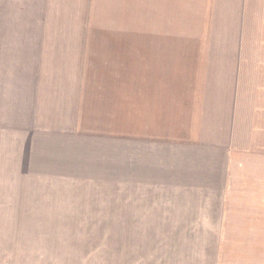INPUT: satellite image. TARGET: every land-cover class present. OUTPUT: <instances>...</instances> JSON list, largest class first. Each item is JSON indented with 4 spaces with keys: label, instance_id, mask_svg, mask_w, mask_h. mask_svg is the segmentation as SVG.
Returning a JSON list of instances; mask_svg holds the SVG:
<instances>
[{
    "label": "rangeland",
    "instance_id": "374dc122",
    "mask_svg": "<svg viewBox=\"0 0 264 264\" xmlns=\"http://www.w3.org/2000/svg\"><path fill=\"white\" fill-rule=\"evenodd\" d=\"M260 1L263 7L264 0L256 4ZM172 2L132 0L127 23L112 22L120 19L102 7V22L94 24H0V35H6L0 40V64L6 65L3 61L7 60L10 65L2 66L7 68L0 71L2 79L10 78L12 62L29 64L33 58L31 50L24 52L21 45L4 47L2 40L47 35L42 49L46 65L82 62L86 79L110 78L133 85L129 121L126 123L123 112L124 98L116 99V113L112 114L110 130L115 134L110 138H116L112 142L118 167L98 183H88V178L84 183H45L50 179L42 178L43 172L21 176L22 167L9 159L14 152L4 150L8 145L0 142V264H189L185 262L188 258H197L196 264H264V242L258 240V233H246L245 238L244 232H228L237 226L230 224L236 217L225 216L226 232L220 233L223 239H217L218 231L204 228L203 213L220 201L214 200L212 206L203 192L194 186L180 188L171 177L219 175V166L228 155L232 162L227 174L236 181L239 193L238 199H225L224 206L264 207L259 199L264 196V150L242 152L216 144L222 136L220 110L224 108L216 96L227 89L225 86L240 81L246 97L251 98L253 85L261 81L264 94V23L262 29L255 28L256 20L263 21L264 16L254 17L253 0H217L216 9H210L209 14L196 0H178L175 7ZM9 48L15 49L7 51ZM158 83L163 99L155 105L160 107L157 116L151 99L137 94L146 90L150 94L151 87L141 86ZM205 86L214 96L205 99L202 114L196 110L201 105L193 99ZM183 91L194 95L191 102L195 103L183 100ZM249 107L246 104V109ZM4 118L0 113V127L11 121ZM104 123L102 119V127ZM244 127L249 128L246 119L245 126L242 120V136ZM125 138L127 143L133 138L134 177L145 171L137 161L142 154L150 162L157 161L158 154L159 159L164 156L167 162L179 165L162 169L163 183L133 185V192L144 199L124 197ZM157 139L159 147L164 144V151L154 142ZM13 174L17 178H12ZM91 177L98 178L93 172ZM156 177L152 175V179ZM249 177L258 182L249 184ZM19 197L20 202L15 200ZM211 227L219 228L218 224Z\"/></svg>",
    "mask_w": 264,
    "mask_h": 264
},
{
    "label": "crops",
    "instance_id": "0c3cea01",
    "mask_svg": "<svg viewBox=\"0 0 264 264\" xmlns=\"http://www.w3.org/2000/svg\"><path fill=\"white\" fill-rule=\"evenodd\" d=\"M173 1L171 4L175 7L178 0ZM216 1L196 0L198 7H207L205 14L207 10V14H209L210 9H216ZM101 2L102 0H0V17L7 18L4 20L0 18V24H94L102 22L99 20L102 7H107L111 17L120 19L112 20V22L127 23L128 14L132 13V0H110L108 4H102ZM253 2L254 17L264 16V11L261 12L264 9V6H261V1L259 5L256 4L257 0H253ZM10 17L18 19H9ZM68 17L71 19H68ZM258 21L256 20L255 28L262 29L264 20ZM2 36L6 35H0V40ZM32 37H35V39H32ZM10 40H13V42H10ZM29 40L33 43H30ZM2 41L1 44L4 47L21 45L20 47L24 52L31 50L32 53L29 54L33 57L32 62L29 64L27 62L24 64L18 61L16 62L19 64L12 62V76L10 75L8 80L2 79L0 75V113L3 117H6L5 120H11L5 123L6 126L0 127V142H6L8 145L4 147V150L14 152V156L8 158L13 162L15 159L16 163L22 167L21 176L32 177L37 174L36 172H43L42 178L45 176V178L50 179L45 183L70 184L75 182L84 183L86 178L89 179L88 183H98L102 177L113 175L118 166L116 145L112 142V140L115 142L116 138H110L111 135L114 136L115 134L110 130L112 114L116 113V99L124 98L127 103L123 112L126 123L127 120L129 121L133 109L132 83H127V81L123 83L110 78L86 79L84 76L85 64L82 62L72 65L62 63L46 65L42 49L46 48L47 35H29L28 37H16ZM0 49L2 48L0 47ZM14 49L9 48L6 50L13 51ZM28 58L18 60L23 59L25 61L26 59L28 61ZM3 62L6 65L0 64V71L5 72L7 68L1 69L2 66L9 67L10 65L7 64V60ZM21 72V75L15 74ZM76 73H81V75H76ZM236 83L239 85H236ZM260 83L261 81H259V84L253 85L251 98L246 97L245 88L241 86L240 81L236 82V80L231 81V85L225 86L227 89L222 90V94L216 96L224 105L222 111L220 110L223 113L222 136L220 142L216 144L229 148V150L230 146H234L237 151L242 152L264 150L261 148L262 145L264 146V138L262 139L264 136V94L263 85ZM141 87L152 88L150 94L146 90V92L143 91L137 95L139 98L151 99L150 102L153 103V109L158 116L160 107L155 105L159 104V99H163V95L159 91L160 84ZM119 89L125 90L121 92ZM197 89L202 88L198 87ZM203 89L195 92V99H193L194 95H188L186 91H183L182 96V99H188L189 103H199L201 106L196 110L201 113L205 99L214 96V92H211L206 86ZM206 92L208 96H206ZM143 93L146 95L142 96ZM192 99L195 102H191ZM241 104L244 108L240 107ZM246 104H250L248 109H246ZM124 115L119 120H122ZM102 119L106 121L103 127L100 124ZM245 119L248 121L249 128L244 127L242 129L244 134L242 136V120L245 126ZM161 127L164 128L163 123ZM105 132L109 135L108 137L105 136ZM132 139L130 138L127 143V138H125L123 156L126 174L124 197L129 200L142 197L137 195V192H133V185L138 184V182L163 183L160 179L161 174L164 172L162 169H165L166 166L179 167V165H172V163L167 162L164 156L159 159V155L156 154L157 161L150 162L147 160L146 155L142 154L137 161L140 162L139 166L145 171L141 173V176L134 177L132 173V166L134 165ZM154 142L159 147L158 139ZM192 145L198 147L196 144H190L189 146L192 147ZM162 148H164V144L159 147V150L164 151ZM230 162L232 161L226 155L225 163L221 162L219 166V175L199 179L198 176L172 175V183L185 189H191L194 186L199 190V193L203 192L205 194V198L211 201L212 206L214 200L220 201L216 204L218 208L209 207V210L206 208V212L203 213L206 220L204 228L206 231H218L217 239H223L220 233L226 232L225 216H234L236 220L230 221V224L235 223L237 226L229 228L228 232H244L245 238H248L246 233L255 232L258 233V240L264 242V207L238 206L233 208L224 206L225 199H238L239 193L236 181H232L233 177L227 174ZM154 168L156 169L153 171ZM92 172L93 177L98 176V178L91 179ZM153 174L157 176L156 179H152ZM15 177L16 175L13 174L12 178ZM136 177L140 179L134 180L133 178ZM247 180L249 184L258 182L250 177ZM243 183L246 184V181ZM187 193H181V195L186 196ZM20 198L15 200L20 202ZM144 198L142 197V199ZM159 198L156 197V199ZM259 199L264 201V196L261 195ZM226 208H229V210H226ZM243 216L246 218L242 219ZM214 224H218L219 228L213 229L211 226ZM185 262L196 264L197 258H188Z\"/></svg>",
    "mask_w": 264,
    "mask_h": 264
}]
</instances>
